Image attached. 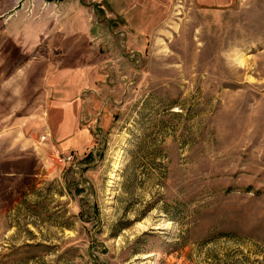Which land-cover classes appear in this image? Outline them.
<instances>
[{
    "label": "rangeland",
    "instance_id": "obj_1",
    "mask_svg": "<svg viewBox=\"0 0 264 264\" xmlns=\"http://www.w3.org/2000/svg\"><path fill=\"white\" fill-rule=\"evenodd\" d=\"M82 1L78 119L0 92V264H264V0Z\"/></svg>",
    "mask_w": 264,
    "mask_h": 264
},
{
    "label": "crops",
    "instance_id": "obj_2",
    "mask_svg": "<svg viewBox=\"0 0 264 264\" xmlns=\"http://www.w3.org/2000/svg\"><path fill=\"white\" fill-rule=\"evenodd\" d=\"M131 1L134 5L136 3L137 6L140 4V7H145L150 5L152 0H144L143 3H141L143 0H140V3ZM32 5V14L18 11V14L10 18V29L7 31V43L9 42L10 47L5 49V44H2L5 60L1 64L3 66L1 70L5 71L4 73L8 70L10 73L3 83H0V92L2 89V92L5 89L9 91L12 87L8 92L10 94H6L10 97L6 101L12 99L17 101L13 97L19 94V101L25 102L22 109L24 115L15 116L8 111L6 117L8 119L43 118V113L46 112L47 118H51L56 112H61L63 120L64 118L77 120L79 115L74 104L77 103V98L83 99L81 88L84 82L76 84L78 89L74 90L73 83L68 81V79L72 81L73 78L70 73L76 67H83L90 62L87 56L92 50L91 42L97 39L100 43L102 41L105 43L106 37L92 32L90 7L82 0H32ZM84 44L88 46L83 47ZM6 55L10 57L6 58ZM100 61L98 60V63ZM106 62L102 65H106ZM17 63L24 65V68L17 67L19 71H30L24 80L14 78L13 72L17 68L13 71V64ZM98 63H93L94 66L97 65V70ZM116 66L121 68V61ZM103 79L102 86H108L110 79ZM88 99L96 100L95 97ZM29 103H34L33 106L31 105L34 109L28 110ZM63 125L61 128L67 127L64 129L65 133H73L77 127L76 123Z\"/></svg>",
    "mask_w": 264,
    "mask_h": 264
},
{
    "label": "built area",
    "instance_id": "obj_3",
    "mask_svg": "<svg viewBox=\"0 0 264 264\" xmlns=\"http://www.w3.org/2000/svg\"><path fill=\"white\" fill-rule=\"evenodd\" d=\"M56 158L61 160L62 162H70L73 161L74 156L72 154H62L59 150L55 153Z\"/></svg>",
    "mask_w": 264,
    "mask_h": 264
},
{
    "label": "water",
    "instance_id": "obj_4",
    "mask_svg": "<svg viewBox=\"0 0 264 264\" xmlns=\"http://www.w3.org/2000/svg\"><path fill=\"white\" fill-rule=\"evenodd\" d=\"M52 1V0H51Z\"/></svg>",
    "mask_w": 264,
    "mask_h": 264
}]
</instances>
